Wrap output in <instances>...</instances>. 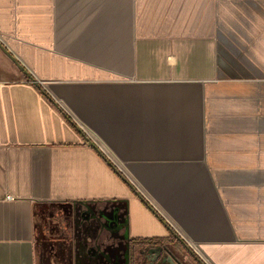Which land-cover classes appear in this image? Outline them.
Wrapping results in <instances>:
<instances>
[{
    "label": "crops",
    "instance_id": "crops-1",
    "mask_svg": "<svg viewBox=\"0 0 264 264\" xmlns=\"http://www.w3.org/2000/svg\"><path fill=\"white\" fill-rule=\"evenodd\" d=\"M0 41V264H264V0H0Z\"/></svg>",
    "mask_w": 264,
    "mask_h": 264
},
{
    "label": "flooded vegetation",
    "instance_id": "flooded-vegetation-1",
    "mask_svg": "<svg viewBox=\"0 0 264 264\" xmlns=\"http://www.w3.org/2000/svg\"><path fill=\"white\" fill-rule=\"evenodd\" d=\"M102 249H104L103 253H98L97 256L103 264H108L107 257L109 259H111L112 256L119 258V250H121L122 256L126 255L128 259L124 257L119 259V262H117V260L113 261L112 264H209L205 259H203V257L188 250V255H186V258L184 259L163 243H159L157 245L152 244L149 247L144 248L143 251H139V256L133 255V257L129 248L116 249L112 247L111 244H106ZM137 256L139 259L138 262L136 261Z\"/></svg>",
    "mask_w": 264,
    "mask_h": 264
},
{
    "label": "rangeland",
    "instance_id": "rangeland-1",
    "mask_svg": "<svg viewBox=\"0 0 264 264\" xmlns=\"http://www.w3.org/2000/svg\"><path fill=\"white\" fill-rule=\"evenodd\" d=\"M23 76H26V75L17 67V65L0 48V80L13 81V80H17L18 77H23ZM59 209L60 208H57V210H59ZM52 210H54V209H52ZM57 210H56V212H58ZM49 212H51V210ZM52 212H54V211H52ZM109 235L110 234H108L106 232V234H104V237L108 236L110 238ZM107 240H108V238H107ZM103 251H104V249H102V247H100V246L97 247V245H95L94 248L90 250L91 253L95 252L94 253V258H95L94 259V264L97 263L96 262V260H97L96 256L98 255V253H103ZM124 257L127 258L126 255H124V256L121 255V256H119V259L124 258ZM107 259H108V264H112L113 261H116V260H117V262H119L118 258L115 257V256H112L111 259H109L107 257ZM138 261H139V259H138V256H137V262ZM68 263H70V261ZM120 263H121V261H120Z\"/></svg>",
    "mask_w": 264,
    "mask_h": 264
},
{
    "label": "water",
    "instance_id": "water-1",
    "mask_svg": "<svg viewBox=\"0 0 264 264\" xmlns=\"http://www.w3.org/2000/svg\"><path fill=\"white\" fill-rule=\"evenodd\" d=\"M0 48L2 49V51L17 65V67L27 76L31 79V81L36 85L39 86V82L32 76V74L24 67V65H22V63H20L18 61V59L5 47V45L0 41ZM87 140L89 141V144L92 147H95L94 142H92L91 140H89L87 138ZM188 251L191 252V250L186 247Z\"/></svg>",
    "mask_w": 264,
    "mask_h": 264
},
{
    "label": "trees",
    "instance_id": "trees-1",
    "mask_svg": "<svg viewBox=\"0 0 264 264\" xmlns=\"http://www.w3.org/2000/svg\"><path fill=\"white\" fill-rule=\"evenodd\" d=\"M46 95V94H45Z\"/></svg>",
    "mask_w": 264,
    "mask_h": 264
}]
</instances>
